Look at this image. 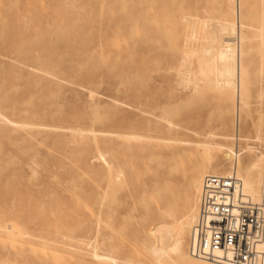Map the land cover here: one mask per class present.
I'll list each match as a JSON object with an SVG mask.
<instances>
[{
    "label": "rangeland",
    "instance_id": "rangeland-1",
    "mask_svg": "<svg viewBox=\"0 0 264 264\" xmlns=\"http://www.w3.org/2000/svg\"><path fill=\"white\" fill-rule=\"evenodd\" d=\"M206 1L216 0H0V264H173L149 254L145 237L155 239L160 221H146L144 206L163 183L183 203L206 148L214 167L222 109L212 95L193 98L175 66L183 17L220 23L216 12H185ZM245 10L250 98L246 138L232 145L250 160L264 152V0H245ZM228 37L218 31L216 46H241ZM226 108L230 130L232 102ZM118 134L132 178L109 203L107 152ZM134 134L186 143L168 152ZM180 215L168 220L170 235Z\"/></svg>",
    "mask_w": 264,
    "mask_h": 264
},
{
    "label": "bare ground",
    "instance_id": "bare-ground-1",
    "mask_svg": "<svg viewBox=\"0 0 264 264\" xmlns=\"http://www.w3.org/2000/svg\"><path fill=\"white\" fill-rule=\"evenodd\" d=\"M215 3L217 8L213 9V4ZM185 12L202 16H208L216 12L220 20L216 29H213L210 22V25L207 26L208 23L206 24L204 18L183 17L181 23L184 27L182 39L184 49L179 47L177 56L180 58L175 65L178 68V73L183 72V75H180L183 87L194 90L193 98L212 95L218 102L219 107L222 109L221 125L217 134L220 143L217 144V150L211 155L214 167L205 166V161L210 159V150L206 148V153L202 158L204 166L189 171L183 203L179 202L174 190L165 183L155 188V195L151 194V197H148L150 199L144 206V219L148 221L157 218L160 223L154 227L153 235L155 239L152 238L151 234H146L145 244L150 246L148 251L151 256L154 258L165 256L173 264H215L195 259L186 251V238L189 232V236H191L192 226L197 217L198 196L203 178L207 175L228 176L234 174L242 184V189L247 199L264 207V152L256 154L253 159L246 160L244 155L247 151L236 149L232 145L233 142L236 144L246 138L242 129L245 124L244 112L249 105L250 98L247 87L251 80L249 70L251 61L248 56L250 55L254 34L248 32L251 27L245 21L247 14L245 0H216L206 1L205 3L188 2ZM221 20H223V23H221ZM218 31L228 34L229 37L237 38V43L240 42L241 46L236 48L235 45L230 44L228 41L234 40L231 38L228 39L225 48H218L216 46L218 42L216 34ZM229 101L232 102L231 115L232 117L234 116L230 130L225 121L226 106ZM158 120L159 124L164 122L167 125L171 135L175 125L168 121L166 115L160 116ZM159 124L154 127L156 132L159 129L157 127ZM143 137L147 139L148 143L156 140L158 147H162L168 152H171L172 142H177L180 145L186 143L183 139L177 137L155 136L153 138L151 135L134 134V138ZM115 138L119 139L121 143L115 145L111 151L107 152L110 160L107 178L109 203L115 202L114 194L124 189L127 178H132V172L128 173L129 168H127V165L128 167L131 165V160L127 164L126 156L120 152V149L125 148L123 140L125 137L118 134L115 135ZM260 140V134L256 133L253 137V142H260ZM253 149V147H247V150ZM131 152L127 156L131 157ZM253 153H255L254 150ZM152 158L149 159V162L155 163L156 168L162 166V162L159 159L152 160ZM219 169L224 172H220ZM161 193L163 194L161 195ZM154 197H157L156 201L158 204L153 208L151 202ZM178 214H181L180 219L175 232L170 235L169 226L166 227V224L168 220L173 219ZM109 249L116 254L118 252L115 246H110ZM259 249L264 252V239ZM94 258L96 259L95 255Z\"/></svg>",
    "mask_w": 264,
    "mask_h": 264
},
{
    "label": "built area",
    "instance_id": "built-area-1",
    "mask_svg": "<svg viewBox=\"0 0 264 264\" xmlns=\"http://www.w3.org/2000/svg\"><path fill=\"white\" fill-rule=\"evenodd\" d=\"M264 207L250 202L236 176L202 180L191 257L215 264H264Z\"/></svg>",
    "mask_w": 264,
    "mask_h": 264
}]
</instances>
